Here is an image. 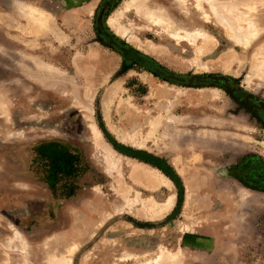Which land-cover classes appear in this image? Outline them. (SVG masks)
Here are the masks:
<instances>
[{
	"label": "rangeland",
	"instance_id": "374dc122",
	"mask_svg": "<svg viewBox=\"0 0 264 264\" xmlns=\"http://www.w3.org/2000/svg\"><path fill=\"white\" fill-rule=\"evenodd\" d=\"M143 1L0 0V264H264V0Z\"/></svg>",
	"mask_w": 264,
	"mask_h": 264
},
{
	"label": "bare ground",
	"instance_id": "6f19581e",
	"mask_svg": "<svg viewBox=\"0 0 264 264\" xmlns=\"http://www.w3.org/2000/svg\"><path fill=\"white\" fill-rule=\"evenodd\" d=\"M197 1H199V2L204 1V2L210 3V8H211L212 12L216 15V18L220 19L219 15L217 13L218 8H215V5L212 3L213 0H197ZM132 3H134V4H132ZM128 5H133V6L136 5V8L138 9L139 7L144 6V1L143 0H130ZM219 21H220L221 25L225 28L227 33L232 34L233 41L235 43L243 44V45L248 44L249 39L246 38L244 35L240 36L238 34V30L234 26H232L229 22L222 20V19H220ZM247 28L252 29V27H250L248 24H247ZM248 32H249V36H251L250 38H252L255 35V33H253V30H250ZM209 45H211V44L209 43ZM203 48H204V46H203ZM91 129H92L93 136H94V140H93L92 144L94 145V144H96V142L100 141L99 132L95 129V127L93 125L91 126ZM116 167L118 168L119 166L117 164L111 165L109 167V169H115ZM129 177H130L131 181L138 183V184L142 185L143 187H147V188L154 190V191L159 189L160 187L163 188L168 183L167 180L162 179V178H159L157 181L152 180L153 178L151 179L150 176H147L146 174H144L141 170H139V168H132ZM173 198H174V195L172 193H169L162 202H157V201H154L152 199L149 200V202L145 205V207L147 208V209H145V211H147L146 217L148 219H158L161 216L165 215L173 206ZM154 261L156 263H159V264H178L180 261V255H179V253H171L169 251L160 250L159 255L156 256Z\"/></svg>",
	"mask_w": 264,
	"mask_h": 264
},
{
	"label": "trees",
	"instance_id": "16d2710c",
	"mask_svg": "<svg viewBox=\"0 0 264 264\" xmlns=\"http://www.w3.org/2000/svg\"><path fill=\"white\" fill-rule=\"evenodd\" d=\"M53 170H55L58 174L70 175L74 172L75 165L73 164L72 158L69 156L58 155L51 159V163ZM73 193V187L67 191V195L71 196Z\"/></svg>",
	"mask_w": 264,
	"mask_h": 264
}]
</instances>
